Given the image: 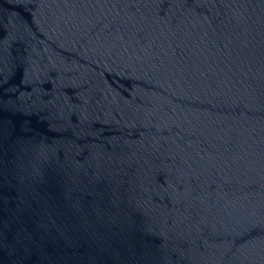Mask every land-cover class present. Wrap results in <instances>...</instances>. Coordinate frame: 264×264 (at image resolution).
Masks as SVG:
<instances>
[{
  "label": "water",
  "instance_id": "95a60500",
  "mask_svg": "<svg viewBox=\"0 0 264 264\" xmlns=\"http://www.w3.org/2000/svg\"><path fill=\"white\" fill-rule=\"evenodd\" d=\"M0 264H264V0H0Z\"/></svg>",
  "mask_w": 264,
  "mask_h": 264
}]
</instances>
